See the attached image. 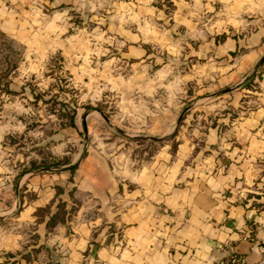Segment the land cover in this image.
Listing matches in <instances>:
<instances>
[{
  "label": "crops",
  "instance_id": "crops-1",
  "mask_svg": "<svg viewBox=\"0 0 264 264\" xmlns=\"http://www.w3.org/2000/svg\"><path fill=\"white\" fill-rule=\"evenodd\" d=\"M83 5L126 21L129 57H151L144 43L168 44L172 55L183 50L194 61L186 76L205 82L197 102L203 114L187 118L174 152L167 141L146 164L133 167L115 151L88 145L71 161L74 170L30 177L26 190L35 197L16 216L17 227L0 235V264L264 258V73L252 89L237 87L264 57V0H0V26L16 31L41 13L44 19ZM248 24L254 28L244 33ZM61 202L74 209L58 217ZM31 223L32 237L24 232Z\"/></svg>",
  "mask_w": 264,
  "mask_h": 264
},
{
  "label": "rangeland",
  "instance_id": "rangeland-1",
  "mask_svg": "<svg viewBox=\"0 0 264 264\" xmlns=\"http://www.w3.org/2000/svg\"><path fill=\"white\" fill-rule=\"evenodd\" d=\"M90 9L66 7L44 19L41 13L16 31L0 26V73L13 64L0 78V235L17 227L16 216L35 197L26 190L30 177L63 170L58 162L72 161L88 145L115 151L133 167L146 164L167 141L174 152L187 118L203 114L197 102L205 82L186 76L194 61L184 60L183 50L172 55L168 44L144 43L151 57H129L126 21L98 6ZM164 11L170 19L168 1ZM252 28L246 25L244 33ZM252 73L250 85L237 87L258 84L264 57ZM73 110L79 127L74 137L68 129L75 124L62 126ZM73 209L59 203L58 217ZM35 216L42 219V208ZM33 228L31 223L24 232L32 237Z\"/></svg>",
  "mask_w": 264,
  "mask_h": 264
},
{
  "label": "trees",
  "instance_id": "trees-1",
  "mask_svg": "<svg viewBox=\"0 0 264 264\" xmlns=\"http://www.w3.org/2000/svg\"><path fill=\"white\" fill-rule=\"evenodd\" d=\"M1 35H5L4 32H0ZM13 67V64H11V62H8V67H6V71H4V73H0V78H3L4 76H7V72L10 70V68ZM1 71H3V69L0 68ZM8 70V71H7ZM254 73H251L241 84L239 87H244V86H248L251 83V80L253 78ZM3 86H6V90L10 91L9 87H8V82L6 81L5 84ZM74 116H75V111L73 110L72 114H70L69 120L66 123H62L63 125H71L74 126ZM71 161L65 159L63 161H59L58 164L56 166H64L65 169H70V170H74V168L77 166V163H73L70 164ZM47 169V167H46ZM49 169V168H48ZM55 220H57V215L55 214L52 217V220L50 223H53Z\"/></svg>",
  "mask_w": 264,
  "mask_h": 264
},
{
  "label": "built area",
  "instance_id": "built-area-1",
  "mask_svg": "<svg viewBox=\"0 0 264 264\" xmlns=\"http://www.w3.org/2000/svg\"><path fill=\"white\" fill-rule=\"evenodd\" d=\"M225 264H243V260L240 256L237 255H230L228 261ZM255 264H264V258L257 261Z\"/></svg>",
  "mask_w": 264,
  "mask_h": 264
},
{
  "label": "water",
  "instance_id": "water-1",
  "mask_svg": "<svg viewBox=\"0 0 264 264\" xmlns=\"http://www.w3.org/2000/svg\"><path fill=\"white\" fill-rule=\"evenodd\" d=\"M181 117H182V116L180 115V116H179V118H178V121H180V120H181Z\"/></svg>",
  "mask_w": 264,
  "mask_h": 264
}]
</instances>
